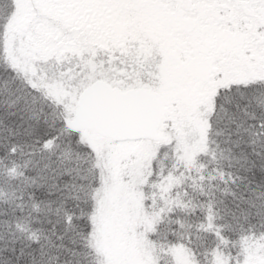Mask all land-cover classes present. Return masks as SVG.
Listing matches in <instances>:
<instances>
[{
    "label": "snow or ice",
    "instance_id": "obj_1",
    "mask_svg": "<svg viewBox=\"0 0 264 264\" xmlns=\"http://www.w3.org/2000/svg\"><path fill=\"white\" fill-rule=\"evenodd\" d=\"M0 264H264V0H0Z\"/></svg>",
    "mask_w": 264,
    "mask_h": 264
}]
</instances>
